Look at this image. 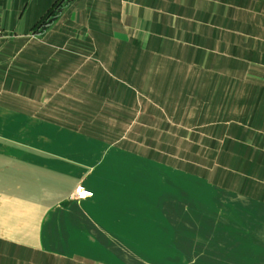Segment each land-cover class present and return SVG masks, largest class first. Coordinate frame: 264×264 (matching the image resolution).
<instances>
[{
	"label": "crops",
	"instance_id": "obj_1",
	"mask_svg": "<svg viewBox=\"0 0 264 264\" xmlns=\"http://www.w3.org/2000/svg\"><path fill=\"white\" fill-rule=\"evenodd\" d=\"M230 1L0 0V264H264V20Z\"/></svg>",
	"mask_w": 264,
	"mask_h": 264
},
{
	"label": "rangeland",
	"instance_id": "obj_2",
	"mask_svg": "<svg viewBox=\"0 0 264 264\" xmlns=\"http://www.w3.org/2000/svg\"><path fill=\"white\" fill-rule=\"evenodd\" d=\"M231 6L230 9L233 10V12H238L240 9H242L243 6H241L242 2L239 0H231ZM247 6L244 7L245 12H250L251 15H255L259 17L260 14V18L264 20V0H263V6L259 5V0H257L256 2H250L247 1ZM255 3V5H254ZM242 11H240L241 13ZM232 14V13H231ZM258 24V23H257ZM258 28H249L248 32H241V33H235L233 34V36L231 37V43H230V48L228 50V58H224V60L222 59L223 63H229L231 68H235L238 66L236 64H238V58L239 55L237 53V49L240 46V43L244 42L245 46L250 47L251 51H253L254 48H258L259 46V24L256 25ZM241 34H244L245 38H240L239 36H241ZM243 44V43H242ZM247 47V48H248ZM249 50V48H248ZM225 51V50H224ZM259 58V57H258ZM255 56L252 54L247 55V64H251L252 69H250L248 71L249 73V79L252 82H257L254 83L256 86H253L252 88H248V90L246 91V93L244 92L243 95H240L239 97L235 94V93H231V99L230 102L228 103V108L230 110H236L237 112H241L242 110H245L246 114L249 113L250 116H254L253 114H259V109H255L254 107L256 106L257 108H259V102H257V105L254 103V99L253 97L255 95L258 96L259 98V60H254ZM221 62V61H220ZM253 84V83H252ZM235 97H238V99H243V101L237 102L235 101ZM250 97V98H249ZM257 98V99H258ZM214 106L215 107H219L220 106V102H214ZM254 110V111H253ZM252 112V113H250ZM247 125H251L254 126L259 125V119H251V118H247L245 119Z\"/></svg>",
	"mask_w": 264,
	"mask_h": 264
}]
</instances>
